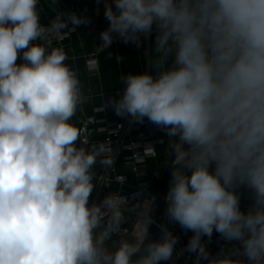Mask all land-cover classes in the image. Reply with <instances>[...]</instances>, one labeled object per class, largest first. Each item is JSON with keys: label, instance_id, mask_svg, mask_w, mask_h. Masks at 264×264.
Listing matches in <instances>:
<instances>
[{"label": "clouds", "instance_id": "clouds-1", "mask_svg": "<svg viewBox=\"0 0 264 264\" xmlns=\"http://www.w3.org/2000/svg\"><path fill=\"white\" fill-rule=\"evenodd\" d=\"M57 2L45 27L40 0H0V264H169L178 237L161 225L149 239L156 197L136 206L130 239L127 196L90 203L95 165L112 158L103 144L79 146L72 118L87 97L65 50L46 40L90 21ZM104 9V47L114 34L137 48L148 41V70L122 73L105 106L169 138L162 199L167 219L192 233L183 251L195 264H264V0H105ZM214 232L228 247L212 256L204 238Z\"/></svg>", "mask_w": 264, "mask_h": 264}, {"label": "built area", "instance_id": "built-area-1", "mask_svg": "<svg viewBox=\"0 0 264 264\" xmlns=\"http://www.w3.org/2000/svg\"><path fill=\"white\" fill-rule=\"evenodd\" d=\"M102 2L104 6L105 0ZM42 25L48 27L50 23ZM107 27L108 21L106 20L102 28L96 29L92 33L94 45L86 59L89 70L98 69L97 57L99 53L110 48L104 47L100 40V33ZM73 33L57 36L49 32L46 33V40H50L51 43L56 40L64 41L70 38ZM121 41L114 34L111 47ZM37 43H45V41H37ZM103 111H105L104 107H97L94 109V114L86 116L82 120L78 128L81 133L79 146L91 148L103 144L107 154L112 158L110 167L104 168L99 162L95 165L94 170H98L100 173L97 176L98 185L90 198V203H99L111 192H120L129 198L130 210L124 225L125 231L122 233L124 238L134 235L133 226L137 220V213L140 211V208H136V206L146 207L148 205L149 199L153 196L154 182L161 178L163 168L170 159L167 152L169 138L147 120L143 123H137L131 121L130 118L119 117L112 120L104 116L98 117V113ZM156 159L158 161L151 164ZM119 166L124 167V172L119 171ZM113 184H116L118 189H112ZM164 208H166V204ZM150 215L153 216L152 205ZM162 225H166L178 237L176 250L170 264H195L192 256L187 251H183L185 247L183 236L186 232L178 224L169 221L165 213ZM227 247L225 241L219 237V245L210 252V255L215 256L222 248Z\"/></svg>", "mask_w": 264, "mask_h": 264}, {"label": "crops", "instance_id": "crops-1", "mask_svg": "<svg viewBox=\"0 0 264 264\" xmlns=\"http://www.w3.org/2000/svg\"><path fill=\"white\" fill-rule=\"evenodd\" d=\"M100 0H58L57 10L61 12H74L77 15H82L89 18V23L86 25H80L76 28L70 38L64 41H53L51 47H62L67 53L69 59L66 61L71 65L79 74V78L83 85V91L87 97L86 102L82 106V110L72 118L74 126L79 128L82 120L91 114H94V109L97 107H104L105 111L98 113V117L104 116L109 119H118L111 106H105V102L110 97H116L117 94L122 91L124 85L120 80L122 73H141L147 71L146 58L143 53L148 47V41H144L140 48H137L131 43L119 42L117 45L105 49L100 52L98 59V69L89 70L86 65V59L93 48L92 33L99 28H102L106 22L104 17V6ZM40 10L41 24H48L55 18L56 13L53 11V5L51 0H40L38 5ZM72 25H69V28ZM67 29H65L66 31ZM51 48H49V51ZM119 61V62H118ZM19 59L17 63H21ZM159 159V158H158ZM152 161L154 164L158 161ZM96 178L94 180L95 188L92 195L95 193L98 180L97 176L100 173L98 170H94ZM119 171L124 172V167L119 166ZM112 189H118L116 184H113ZM167 192V191H166ZM91 195V196H92ZM251 201L248 198V193L244 192L241 196V208L246 210ZM191 232L184 234L185 246L188 243ZM132 236L124 237L126 239ZM205 239V243L209 253L216 249L219 245V236L215 232L213 233L211 242ZM189 253V252H188ZM195 261V254L189 253ZM173 259V258H172ZM172 261V260H171ZM169 262V264L171 263Z\"/></svg>", "mask_w": 264, "mask_h": 264}, {"label": "water", "instance_id": "water-1", "mask_svg": "<svg viewBox=\"0 0 264 264\" xmlns=\"http://www.w3.org/2000/svg\"><path fill=\"white\" fill-rule=\"evenodd\" d=\"M171 162V158L168 160L166 167L163 171L161 178L158 181L157 185V194H156V201L155 207L153 211V221L154 223L150 226V237L151 240H157L160 236V225H162L164 220V213H165V202L162 197L166 194L168 188V182L170 180V168L169 164Z\"/></svg>", "mask_w": 264, "mask_h": 264}, {"label": "rangeland", "instance_id": "rangeland-1", "mask_svg": "<svg viewBox=\"0 0 264 264\" xmlns=\"http://www.w3.org/2000/svg\"><path fill=\"white\" fill-rule=\"evenodd\" d=\"M165 167H166V166H165ZM164 169H165V168H163V171H164ZM158 181H159V178L155 180L154 185H153V191H154V192H153V196H154V197H156V194H157L156 187H157V185H158ZM153 196H152V197H153ZM155 201H156V200H155ZM152 206H153V211H154L155 202L152 204ZM130 238H132V237H130ZM130 238H128V239H130Z\"/></svg>", "mask_w": 264, "mask_h": 264}, {"label": "trees", "instance_id": "trees-1", "mask_svg": "<svg viewBox=\"0 0 264 264\" xmlns=\"http://www.w3.org/2000/svg\"><path fill=\"white\" fill-rule=\"evenodd\" d=\"M156 191H157V187H156Z\"/></svg>", "mask_w": 264, "mask_h": 264}]
</instances>
